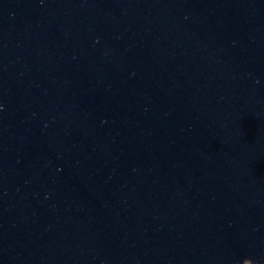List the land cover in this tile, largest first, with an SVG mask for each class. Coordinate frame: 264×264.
<instances>
[{
  "label": "water",
  "instance_id": "obj_1",
  "mask_svg": "<svg viewBox=\"0 0 264 264\" xmlns=\"http://www.w3.org/2000/svg\"><path fill=\"white\" fill-rule=\"evenodd\" d=\"M249 257L264 0H0V264Z\"/></svg>",
  "mask_w": 264,
  "mask_h": 264
},
{
  "label": "clouds",
  "instance_id": "obj_2",
  "mask_svg": "<svg viewBox=\"0 0 264 264\" xmlns=\"http://www.w3.org/2000/svg\"><path fill=\"white\" fill-rule=\"evenodd\" d=\"M245 260L248 261V264H256V261H254L251 257H249V258H245ZM245 260H244V261H245Z\"/></svg>",
  "mask_w": 264,
  "mask_h": 264
}]
</instances>
